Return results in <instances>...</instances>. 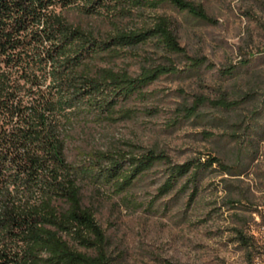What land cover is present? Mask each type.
<instances>
[{"label": "trees", "instance_id": "obj_1", "mask_svg": "<svg viewBox=\"0 0 264 264\" xmlns=\"http://www.w3.org/2000/svg\"><path fill=\"white\" fill-rule=\"evenodd\" d=\"M167 1L209 19L192 0H0V264H115L108 234L84 199L86 179L123 193L161 163L159 194L180 186L197 195L215 163L239 174L217 156L174 163L166 153L138 146L95 151L89 163L68 158L72 131L84 116L107 122L129 117L126 101L145 99L146 88L162 75L213 65L188 55L174 21L154 12ZM71 7L106 18L111 28L98 32L70 23L63 12ZM146 46L167 62L146 55L136 74L95 63L99 54L122 56ZM177 54L187 57L185 67L177 66ZM207 102L223 108L240 103L200 95L182 110L191 117ZM237 232L249 248L244 229Z\"/></svg>", "mask_w": 264, "mask_h": 264}, {"label": "rangeland", "instance_id": "obj_2", "mask_svg": "<svg viewBox=\"0 0 264 264\" xmlns=\"http://www.w3.org/2000/svg\"><path fill=\"white\" fill-rule=\"evenodd\" d=\"M192 1L207 9L209 19L170 1L154 12L174 21L188 55L207 57L213 65L162 75L146 88L145 99L126 101L129 117L107 122L84 116L72 131L68 158L89 163L95 151L138 146L166 153L174 163L217 156L239 174L224 173L215 163L197 195L180 186L159 194L165 179L161 163L123 193L86 179L84 199L108 234L115 264H264V0ZM63 13L70 23L98 32L111 28L106 18L76 7ZM152 49L102 53L95 63L136 74L146 55L167 62ZM172 57L185 67V55ZM230 66L234 72L224 75ZM200 95L240 103L223 108L207 102L188 117L182 108ZM242 228L249 248L239 240Z\"/></svg>", "mask_w": 264, "mask_h": 264}]
</instances>
